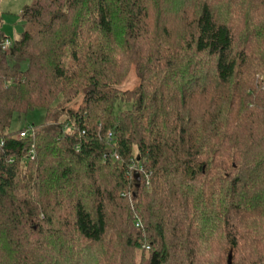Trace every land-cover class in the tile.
Instances as JSON below:
<instances>
[{"label":"trees","instance_id":"trees-1","mask_svg":"<svg viewBox=\"0 0 264 264\" xmlns=\"http://www.w3.org/2000/svg\"><path fill=\"white\" fill-rule=\"evenodd\" d=\"M18 16L0 50V264H264V0ZM34 109L44 124L19 138Z\"/></svg>","mask_w":264,"mask_h":264},{"label":"rangeland","instance_id":"rangeland-1","mask_svg":"<svg viewBox=\"0 0 264 264\" xmlns=\"http://www.w3.org/2000/svg\"><path fill=\"white\" fill-rule=\"evenodd\" d=\"M30 2L31 0H0V30L4 32L10 40H14L23 30V22L19 19L18 15L22 8ZM137 84L138 80L133 70H131L127 79L119 89L122 91L132 89ZM263 84L264 82L262 83V86ZM118 111L119 109H116V112ZM44 121L45 110L34 109L20 117L15 115L12 120L11 130L16 131L27 125L39 126L44 124Z\"/></svg>","mask_w":264,"mask_h":264},{"label":"built area","instance_id":"built-area-1","mask_svg":"<svg viewBox=\"0 0 264 264\" xmlns=\"http://www.w3.org/2000/svg\"><path fill=\"white\" fill-rule=\"evenodd\" d=\"M12 47V40L9 39V37L7 36H3L2 41L0 42V50L2 52H7L9 51V49ZM264 88V84L262 86ZM32 131V125H27L26 127H24V129L19 133V138H26L30 132ZM108 138L111 139L112 138V133L109 132L107 134ZM4 144V141L2 139H0V147ZM28 159H33L34 158V152L33 150H31L28 155H27ZM115 159H118L117 156H115ZM131 169V168H130Z\"/></svg>","mask_w":264,"mask_h":264},{"label":"water","instance_id":"water-1","mask_svg":"<svg viewBox=\"0 0 264 264\" xmlns=\"http://www.w3.org/2000/svg\"><path fill=\"white\" fill-rule=\"evenodd\" d=\"M135 175L138 176V173L135 174ZM228 264H231V258H230V255H229V257H228Z\"/></svg>","mask_w":264,"mask_h":264},{"label":"crops","instance_id":"crops-1","mask_svg":"<svg viewBox=\"0 0 264 264\" xmlns=\"http://www.w3.org/2000/svg\"><path fill=\"white\" fill-rule=\"evenodd\" d=\"M4 33V32H3ZM5 34V33H4Z\"/></svg>","mask_w":264,"mask_h":264}]
</instances>
